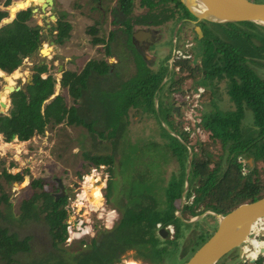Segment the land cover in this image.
<instances>
[{
    "label": "trees",
    "instance_id": "16d2710c",
    "mask_svg": "<svg viewBox=\"0 0 264 264\" xmlns=\"http://www.w3.org/2000/svg\"><path fill=\"white\" fill-rule=\"evenodd\" d=\"M8 2L9 0H6L5 4ZM176 4L183 10L184 15L193 18L179 0H176ZM7 15L6 10L0 9V21ZM10 16L13 14L10 13ZM179 18L181 16H178ZM27 20L28 11L20 10L12 21L0 26V69L7 74L19 66L24 57L35 52L40 46L39 29L29 27ZM202 23L208 26V29L204 28V35L198 42L200 62L194 66L187 59L178 60L176 63L181 65L179 68L181 76L171 83L195 79L197 76L200 78L202 76L199 83L204 85H207V81L212 84V82L225 80L234 109L224 112L215 109L202 117L201 126L209 132V142L198 145L197 150L191 146L188 189L181 211L187 216H194L205 210L226 214L237 205L256 200L264 195V180L259 178L255 165L250 166L245 161L250 158L252 163L258 160L264 163V79L258 73V70L264 68V26L250 21L209 23L203 20ZM209 25L219 26L221 32L217 33L209 29ZM92 67L100 74L105 73L107 69L104 62L102 68L101 63L98 65L88 62L79 74L66 72L60 80L61 85L65 86L69 95L73 97V101L76 102L77 98L85 95L82 89L86 86L87 76ZM138 67L140 68L138 73L129 82L132 83L133 91L125 93L124 87L130 84H123L121 89L112 92V105L109 101L110 96L107 95L108 91L98 90L91 93L95 99L88 104V107L92 108L88 117L84 114V104L80 103L79 108L75 105L68 107L63 96L59 94L44 104V101L53 94L56 82L51 75L41 76V73L46 71V65L34 66L35 73L25 89L11 93L15 110L9 115H0V134L5 141L11 140L14 136L26 140L34 132L43 133L48 124L57 125L66 119L70 125L84 126L90 133L95 132L100 138L111 141L112 153L85 154L84 158L88 163L94 167L112 165L117 146L121 145L120 150L124 147L126 157L119 158V167L123 166L125 158L132 160L133 165L129 197H125L126 201H123L119 208L120 218L111 228L98 229L96 237L85 248L62 249L57 253L50 250L46 256L35 257L28 261V264H114L131 251L151 264H161V261L153 259V256L158 258L177 244L176 238L180 235L179 219L174 213L181 203L189 133L181 129V121L177 122L175 127L179 137L177 138L167 132L159 121L161 134L173 141L171 144L164 145L171 149L179 163V172L173 173L166 181L161 191L163 202L159 203L149 186L162 180L152 179V172L149 170L146 172L136 170L141 160L136 159L137 149L128 142L129 139L125 138L128 121L124 114L128 107L143 105L147 112L155 114L153 99L163 78L161 72L149 76L148 69L142 68L141 64ZM99 87L100 85L96 83V88ZM143 87L146 88V92L140 93L138 89L141 90ZM162 88L163 86L159 90L161 91ZM96 99L105 105V115L111 112L113 114L112 121L109 122L111 119L109 116L106 118L109 123L101 127L96 125V122H100L98 121L100 117L96 113L98 103ZM247 109L252 113L254 125L248 129L249 134L244 133L242 126V119ZM170 111L171 105L164 107L163 119L166 122H168L167 117ZM171 127L174 129L173 125ZM179 139H182L184 143ZM217 142L220 143L221 153L214 154L210 146L216 145ZM238 157H240L239 160H237ZM246 168L247 171H245ZM2 174L7 183H12L14 180L20 181L23 178L21 173L12 174L5 169H2ZM139 183L144 185L141 189L136 188ZM113 184L110 179L107 180V190L104 192L106 200ZM31 185L32 192L21 203L19 213H23L20 217L22 220L26 218L35 220L40 219L41 215L43 222L47 225L52 245L56 247L67 238L65 222L68 215V210L65 208L67 196L54 200L52 193L40 188L42 185L39 180H33ZM54 189L57 188L54 187ZM191 196H193L192 200L189 201ZM7 200V195L1 193L0 204L6 203ZM5 217L8 218L0 210V218L5 219ZM157 223L162 226L167 224L174 226L173 239L165 238L166 241H163L169 242L168 245L160 242L162 240L157 234ZM248 241L252 248L245 246V255L255 258L264 248V238L259 240L250 237ZM29 250L30 245L27 244L26 238L18 239L14 233L0 226V258L5 261V264H11L13 256L17 253ZM263 262L264 255L257 258L254 264Z\"/></svg>",
    "mask_w": 264,
    "mask_h": 264
},
{
    "label": "rangeland",
    "instance_id": "374dc122",
    "mask_svg": "<svg viewBox=\"0 0 264 264\" xmlns=\"http://www.w3.org/2000/svg\"><path fill=\"white\" fill-rule=\"evenodd\" d=\"M2 1L3 0L0 1V5H2ZM16 1L17 0H11L5 9H8L9 6ZM251 1L264 3V0ZM0 9H3V7L0 6ZM42 14L39 16H43ZM35 17L36 15H34L30 20L29 26H33L30 24L37 22V19H34ZM7 18H10V16L7 15ZM70 21L75 22L72 18ZM177 25L179 24L172 22V26L174 28H176ZM78 34L82 35V30H78L76 28V32L72 31L69 45L65 49H62V46L55 45L53 48L54 55L52 58H48L47 55L44 54L45 52L48 53L50 48L41 43L40 47H43L42 52L44 56L38 54L37 52H33L32 54L24 57L21 64L12 72L7 74L0 70V101L6 102L7 105L5 108L0 106V115H9L14 112L15 107L12 104V92H9V87L19 85L23 88L26 86V82L28 81L29 76L35 71L34 66L37 64H46L48 67L47 72L41 74L42 77L51 73L56 78L54 92L47 100L44 101V104L48 103L55 95L58 94L63 96L68 107L76 103L73 101V97L68 94L67 88L65 86L63 87L61 83L58 82L57 78L61 77L59 67L64 62L67 65L64 67L67 71H71L73 69L77 71L90 57V48L88 45L86 49H83L82 51L76 47ZM190 41L193 42L191 39L187 42L190 43ZM185 43L180 42L179 46L173 50L170 56V61L172 62L170 66L171 71L169 72L167 69L164 70L165 73L163 75H165L164 80L166 82H164L165 84L160 91V96L159 94L157 95L159 105L158 108L154 106L155 114L147 112L145 109H142L141 106L128 107L125 114L128 121V130L125 134V138L127 140L129 139L128 142L134 145L137 149V153H135L136 159L138 161L141 160V162L137 164L138 168L136 170H142L145 172L149 170L152 172V179L162 180L160 182L150 184L149 186L151 187L152 193H154L157 197V201L159 203L162 201L161 191L166 184V181L173 173L176 174L179 172V163L176 156L171 152L169 147L164 145L165 143L171 144L173 141L170 140L169 137H165V135L161 134L162 131L160 125L164 128L166 127V131L170 134L173 133L178 136L175 127L177 126V122L181 121V129L189 133L187 147L191 148V146H194L195 150H197L198 145L203 142H209V132L201 126L202 117L206 113L215 109L223 112L234 109L233 102L227 92L228 88L225 80L212 82V84L207 81V85H204L199 83L202 76L201 78L197 76L195 79H186L182 82L174 84L171 83L179 79L181 76L179 72L181 65L176 63L178 60L184 61L187 56L190 57L187 60H189L191 64H194V66L200 62L201 58L198 53L199 46L189 47ZM63 52L66 56H70L72 60L67 61L68 59L66 60L61 58L60 55L63 54ZM151 53L152 52L149 51V54ZM178 55L180 56L177 57ZM78 57L79 59L76 63L75 59ZM147 67H149L152 72H155L157 66L151 67L150 65H147ZM14 71H17V77L14 76ZM258 73L261 78L264 79V68L258 70ZM96 82H100L99 84L102 86L105 84L101 79H98ZM4 85L6 86L4 87ZM107 95L110 96V98L109 96H107V98H109L110 104L112 105V90H109ZM161 100L164 102L163 105H161ZM173 101L175 102L178 114L176 116L171 115L172 118L169 123L168 120V122H166L163 119V111L164 107L172 105L171 102ZM110 108L111 107L109 106V109ZM122 108L123 103L121 102V109ZM96 113L100 117L98 120L100 122H96L97 126L101 127L112 121V112L105 115L106 107L99 101L96 106ZM160 114L161 116H159ZM109 116H111V119L108 122L106 118ZM169 117L170 115L168 114L167 119H169ZM252 119L253 116L251 111L249 109L245 110L242 119V126L245 134H249L248 129L254 127ZM170 125H173L174 129ZM179 140L184 143L182 139ZM217 141L220 140L217 139ZM151 143H154L155 145H148ZM120 147L121 145L117 146V152L114 154L112 165H100L98 167H94L88 163L87 160H85L84 155L112 153L113 146L111 145V141L109 139L100 138L95 132L93 134L90 133L84 126L70 125L66 122V119L57 125L48 124L43 133L34 132V134L26 140H21L14 136L11 140L5 141L3 135L0 134V194L4 193L8 197L6 203L2 202L0 204L1 213L8 216V218L5 217V219L0 218V226H3L10 232H16L19 237L28 235L26 239L29 240L28 243L30 245V250L28 252H19L14 255L13 260H11V264H28V261H31L35 257L40 258L42 256H46L50 250H54L57 253V251L62 249L72 250L80 245L79 240H74L71 238L72 235L69 236V234H67L68 238H66L63 243L54 247L52 245L51 236L47 231V225L43 222L41 215L40 219L27 220L25 223H21L18 220L21 203L33 190V186L31 185L33 180H39L42 185L40 188L46 190H52L53 187H56V185L54 186L56 178H60L62 180L65 189L69 193V196H67L68 201L65 205V208L68 210L65 222L68 226L74 228L75 219L78 216L83 217V220H90V224L92 225L91 234L84 236L85 240L94 234L98 229L111 228L113 226V224L120 218L119 208L121 204L123 201H126L125 197H129L128 192L131 191L130 180L132 173L131 169L133 167L131 164L132 160H127L128 158H125L126 160L124 161V164L121 167L122 170L120 171L118 165L120 162L119 158L122 156L126 157L124 154V147L122 150H120ZM210 147H212L214 154L220 152L219 142H217L216 145L212 144ZM187 159L188 154L186 164L188 163ZM239 159L240 157L237 158V160ZM249 159H245V161L248 162L250 166L255 165L256 172L259 178L263 181V161L258 160L257 162L252 163V160L250 159L249 161ZM187 167L188 164L186 169ZM93 168H96L98 174L94 178L96 180L99 178V182L97 184V187L99 188L96 191L91 188L89 190L87 189V185H90L89 178H92L90 175H87L86 177L88 180L83 179V176L86 173H91V171L94 172ZM2 169H5L12 174L19 172L23 178L20 181L14 180L12 183H7L5 176L2 174ZM245 171H247V168ZM106 179H110L112 183H114L113 187L110 188L108 200H106L104 196V192L107 190ZM81 183L83 184V190L79 192ZM143 186L144 185L139 183L136 188L141 189ZM35 190L38 191V189ZM76 193L77 195H75ZM94 195L99 196L100 203L97 204L98 208H96L95 211L92 209L86 212L88 206L87 200H92ZM81 196L84 199L82 204L78 203ZM192 197L193 196L189 198V201L192 200ZM185 198V196L184 199L180 198L181 203L179 209L182 202L185 204ZM180 215L185 220H189L192 217L187 216V214L183 212H180ZM177 218L179 219L178 226L180 230V235L176 238L177 244L175 247L169 248L162 253L160 257L157 258L156 256H153V259H159L161 264H183L193 254V252L208 239V237L215 230L217 224L215 217L209 214H204L199 219L187 223L181 221L178 216ZM173 236L174 234L168 235L166 236V239H173ZM262 236L263 235L257 236L256 239L262 240L264 238ZM250 237L253 236L250 235ZM160 239L162 240L160 241L162 244L168 245L167 243L169 242H163L166 241V239ZM244 246L252 248L249 241L244 242L239 249L242 247L244 249ZM236 253H238L237 250L229 252L224 255L217 264H233V262H235L233 258ZM263 255L264 253L258 254L257 258ZM244 261L247 262V264L253 263L250 262L249 259H243V261H241V259L238 260V257H236L237 264H245ZM4 262L5 261L0 258V264H5ZM127 263L150 264L149 261L146 259L144 260L133 251L122 256L119 262V264ZM262 264H264V262Z\"/></svg>",
    "mask_w": 264,
    "mask_h": 264
},
{
    "label": "flooded vegetation",
    "instance_id": "af4514ba",
    "mask_svg": "<svg viewBox=\"0 0 264 264\" xmlns=\"http://www.w3.org/2000/svg\"><path fill=\"white\" fill-rule=\"evenodd\" d=\"M40 1L43 2L40 4ZM5 2L6 0H3L0 6L3 7V10L7 11L8 16H10V13L14 14L15 11L20 8H24L21 10L28 11V20L26 21L28 26L30 20L36 15L34 19H37V22L30 24L33 26L29 27L39 29L41 34L40 45L42 43L50 48L49 53L46 54L48 58L53 57V48L55 45L62 46V49L67 48L72 31L76 32V28L82 30V35L78 34L76 47L82 51L86 49L87 45L89 46L90 57L87 59V63L91 62L98 65L101 63L102 68V63L104 62L107 66L103 74L98 73L93 67L90 68L91 70L87 76L86 86L82 89L85 95L77 98L74 104L78 108L80 103L84 104V114L87 117L92 111V108H89L88 104L92 103L95 99L91 93L98 90L106 91L110 84L109 82H117V79L121 81V86L131 82L140 69L138 67L139 63H141L142 68L149 70V76L160 72L164 74L165 69L170 72V66L172 64L170 56L173 50L179 46L180 42L185 43L191 39L193 42L190 41V43L187 42L185 44L189 47H198L199 39L204 35V28L206 27L208 29V26L202 23L203 20H196L194 17L191 18L184 15L183 10L177 6L176 0H17L9 6L10 9L5 8L11 0H9L8 4H5ZM19 11L15 13L13 18L10 16V21L16 17ZM41 14L43 16H39ZM178 15H180L181 18L177 20ZM3 18H7V16ZM71 18L75 22H71ZM172 22L179 25L174 28ZM2 24L5 23H1L0 21V26ZM196 25L200 27L202 32L200 38L194 29ZM209 29H213V31H217V33L221 32V28L217 25H209ZM146 32H150V35H146ZM39 48L40 46L35 52L44 56V54L39 52ZM149 51L152 53L149 54ZM60 57L66 60L68 59L67 61L72 60V58L66 56L64 52ZM185 58L189 59L190 57L186 56ZM78 59L79 57L75 59L76 63ZM87 63H84L77 71H75V69L67 71L64 68L67 66L64 62L59 67V71L61 72L60 80L66 72L79 74ZM147 65L151 67L157 66L155 72H152ZM47 70L48 67L46 66V71L44 72H47ZM34 73L35 71L29 76L26 84L31 81ZM48 75L55 78L51 73L47 74L45 77ZM164 77L165 75H163L162 81L157 88L159 96V89L165 84L164 82H166ZM98 79H101L105 84H103V86L100 85V82H96ZM96 83L100 85L99 88H96ZM129 84L130 85H127V87H124L126 92L133 91V88H131L132 83ZM121 86H119L118 89H121ZM24 87L21 88L20 86L19 90L24 89ZM143 88L141 90L139 88L138 91H141L140 93L146 92V88ZM161 102V105H163L164 102L162 100ZM171 104V112L169 113L170 120L167 119L169 122L172 118L171 115L176 116L178 114L175 102L173 101ZM55 185L56 183H54V186ZM56 190L53 187L52 190L50 189L48 191L53 193ZM119 211V213H121L120 209ZM22 213L23 212L19 213L18 220L21 223H25L28 219L22 220L20 217ZM12 233H14L18 239L28 237V235L19 237L16 232ZM89 237L86 240L84 239L85 237L79 239L80 245L73 250L87 247L91 240L96 237V232ZM28 242L29 240H27V244ZM234 250L239 251V248ZM242 250L241 252L243 253ZM236 257H238V260L241 259V261H243L241 254L236 253L233 258L235 260L233 264H237ZM246 259L250 260L251 258L248 257ZM119 262L114 264H119ZM245 264H247V262H245ZM251 264H254V261Z\"/></svg>",
    "mask_w": 264,
    "mask_h": 264
},
{
    "label": "water",
    "instance_id": "95a60500",
    "mask_svg": "<svg viewBox=\"0 0 264 264\" xmlns=\"http://www.w3.org/2000/svg\"><path fill=\"white\" fill-rule=\"evenodd\" d=\"M179 1L196 20H205L212 23L250 21L264 26V3H257L251 0ZM8 9H10V7ZM21 9L24 8L17 9L15 13ZM15 13L13 16H11V18L15 16ZM9 19L3 18L1 23H7L9 22ZM194 29L200 38L202 35L200 27L196 25ZM145 34L150 35V32H146ZM42 50L43 48L40 47L39 52L41 54H43ZM5 86L6 85H4V87ZM19 89L20 86H10L9 92L18 91ZM0 106L5 108L6 103L0 101ZM173 136L179 138L176 134H173ZM187 149L188 167L185 173L183 191L181 193L182 199H184L188 189L187 178L190 166V158L192 155L191 148L187 147ZM55 180L57 191L52 193V195H54V200H57L60 197L69 196V193L65 189L62 180L60 178ZM82 190L83 184L81 183L79 192ZM75 195H77V193ZM183 204L184 203L182 202L180 209L175 211L174 214L178 216L184 223L197 220L204 214L212 215L215 217L217 222L215 230L208 237V239L203 242L183 264H217L224 255L228 254L234 249H238L244 242H246L251 235L253 224L258 219L264 218V195L256 200L243 202L226 214H219L212 210H205L200 214L192 216L189 220L183 219L180 215ZM157 234L160 238L165 239L166 236H168V231L162 227L157 230ZM241 250L239 249L238 253L241 254V257L246 260L247 256L244 252L242 253ZM261 253H264V248L259 254ZM254 260L255 258H251L250 262H253Z\"/></svg>",
    "mask_w": 264,
    "mask_h": 264
},
{
    "label": "built area",
    "instance_id": "2783aa9c",
    "mask_svg": "<svg viewBox=\"0 0 264 264\" xmlns=\"http://www.w3.org/2000/svg\"><path fill=\"white\" fill-rule=\"evenodd\" d=\"M179 57V55L177 56ZM94 172L91 171V173L89 172L88 174H85L83 176V179L86 180L87 175H90L91 177H96L97 171L96 168H93ZM95 211V210H94ZM263 221V222H262ZM90 220H83V217L78 216L75 219V227L72 228L71 226H68L66 224V231L67 234H69V236H71L72 239L74 240H79L82 237L91 234V224H90ZM257 227L255 229H251V235L253 236V238H256L257 236L263 235L262 237H264V218H260L258 219L254 224H257ZM253 224V225H254ZM157 229L164 227L167 231H168V235H173L174 234V228L172 226V224H167L166 226H162L160 223L156 224ZM68 238V237H67ZM243 249V247H242ZM243 252L245 253V250H243ZM248 258V256H247Z\"/></svg>",
    "mask_w": 264,
    "mask_h": 264
},
{
    "label": "bare ground",
    "instance_id": "6f19581e",
    "mask_svg": "<svg viewBox=\"0 0 264 264\" xmlns=\"http://www.w3.org/2000/svg\"><path fill=\"white\" fill-rule=\"evenodd\" d=\"M49 1V0H48ZM43 1H40V4L42 3ZM43 6V5H42ZM44 7V6H43ZM49 53V52H48ZM47 52H45L44 54H48ZM1 70V69H0ZM2 72H4V71H2ZM5 73V72H4ZM13 74H14V76H16L17 77V71H14L13 72ZM15 77V78H16ZM22 84V83H21ZM11 93V92H10ZM9 93V94H10ZM4 103H6V102H4ZM7 106V105H6ZM88 180V179H87ZM99 180V178L96 180L94 177H92V178H89V183H90V185H87V189L89 190L90 188L92 189V190H94V191H96L99 187H97V184H98V181ZM88 183V184H89ZM103 183V182H102ZM100 185V184H99ZM85 186V185H84ZM85 193V192H84ZM82 196H83V194H82ZM80 197V199L78 200V203H80V204H82V201L84 200L83 199V197ZM85 196V195H84ZM88 201V206H87V210H86V212L87 211H89V210H95L96 208H98L97 207V204H99L100 203V201H99V196L98 195H94V197H93V199L92 200H87ZM85 207V206H84ZM263 222V221H262ZM259 223H257V224H254L253 226H252V228L253 229H255L256 227H257V225H258ZM250 238V237H249ZM248 241V240H247ZM244 249H245V246H244ZM258 256V255H257ZM256 256V257H257ZM255 257V258H256ZM127 264H130V263H127Z\"/></svg>",
    "mask_w": 264,
    "mask_h": 264
},
{
    "label": "crops",
    "instance_id": "0c3cea01",
    "mask_svg": "<svg viewBox=\"0 0 264 264\" xmlns=\"http://www.w3.org/2000/svg\"><path fill=\"white\" fill-rule=\"evenodd\" d=\"M86 63H87V61H86ZM55 80H56V78H55ZM57 80H58V82H60V78H57ZM110 84L108 85V89L109 90H112V92H114V91H117V90H119L118 89V87L119 86H121V81L119 80V79H117V82L115 81V82H109ZM106 90V91H109V90ZM158 90V89H157ZM157 90H156V94H155V97H154V99H153V106H156V108H157V104H158V98H157V95L159 94L158 92H157ZM111 92V91H110ZM133 107V106H132ZM141 108L142 109H144V107H143V105L141 106ZM125 115V114H124ZM119 169H120V171L122 170V168H120L119 167Z\"/></svg>",
    "mask_w": 264,
    "mask_h": 264
},
{
    "label": "clouds",
    "instance_id": "9594fccd",
    "mask_svg": "<svg viewBox=\"0 0 264 264\" xmlns=\"http://www.w3.org/2000/svg\"><path fill=\"white\" fill-rule=\"evenodd\" d=\"M6 73V72H5ZM86 174H88V173H86ZM107 180V179H106Z\"/></svg>",
    "mask_w": 264,
    "mask_h": 264
}]
</instances>
